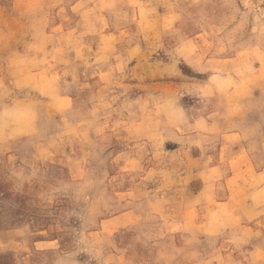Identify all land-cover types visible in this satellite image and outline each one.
<instances>
[{"label":"rangeland","instance_id":"374dc122","mask_svg":"<svg viewBox=\"0 0 264 264\" xmlns=\"http://www.w3.org/2000/svg\"><path fill=\"white\" fill-rule=\"evenodd\" d=\"M236 119L264 0H0V264H264Z\"/></svg>","mask_w":264,"mask_h":264},{"label":"crops","instance_id":"0c3cea01","mask_svg":"<svg viewBox=\"0 0 264 264\" xmlns=\"http://www.w3.org/2000/svg\"><path fill=\"white\" fill-rule=\"evenodd\" d=\"M219 113H223V111ZM251 123L250 122L244 123V120L241 121L239 119H236L235 121L232 122L231 126L224 128V131H226L224 132L225 135L231 138L216 139L213 145L214 146L213 153L215 155L214 159L220 158L223 147L226 146L227 143L231 145V148L229 149L228 152V155L230 157L229 159H227V163L222 165L218 163L216 164L218 167L220 166L221 169H223L224 181L222 183V188L235 176H238L240 171L241 172L246 171L247 173L249 172L250 175L253 176L252 177L253 179H251L250 181L253 187L247 190L248 200L246 203V208L248 210H251V217H250L251 221H247L246 225L255 228L257 226L264 225V200L261 197L260 203H257L255 201L256 198H254V196L258 194H264V181L261 180V183H259L260 179H262L263 177L262 175H264V128L263 125H260L259 123H255V122H253L252 124ZM249 128H254L256 130L259 129V132L257 131L252 134L247 133L246 137L240 140L241 138V136H239L240 131L243 130L244 132L246 129ZM234 135L238 136V140L236 142H233L236 139ZM240 147H244V150H241ZM242 156L245 157L243 158ZM238 158L246 159L247 163L243 164L242 166L239 167L237 171H235L230 163V160L238 159ZM241 160H238L237 163H239ZM257 182L259 184H257ZM218 196L220 197V199L224 201L229 199V195L226 192V190H223V192H219ZM247 220H249V218H247Z\"/></svg>","mask_w":264,"mask_h":264},{"label":"snow or ice","instance_id":"6c2138e0","mask_svg":"<svg viewBox=\"0 0 264 264\" xmlns=\"http://www.w3.org/2000/svg\"><path fill=\"white\" fill-rule=\"evenodd\" d=\"M175 70V69H174Z\"/></svg>","mask_w":264,"mask_h":264}]
</instances>
